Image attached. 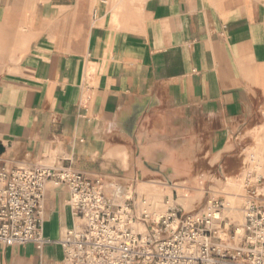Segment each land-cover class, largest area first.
Here are the masks:
<instances>
[{"label":"crops","instance_id":"crops-1","mask_svg":"<svg viewBox=\"0 0 264 264\" xmlns=\"http://www.w3.org/2000/svg\"><path fill=\"white\" fill-rule=\"evenodd\" d=\"M262 128L264 0H0L7 167H68L133 191L140 181L180 203L171 183L239 176L245 134ZM68 194L47 183L53 242L0 244V264H63Z\"/></svg>","mask_w":264,"mask_h":264},{"label":"built area","instance_id":"built-area-1","mask_svg":"<svg viewBox=\"0 0 264 264\" xmlns=\"http://www.w3.org/2000/svg\"><path fill=\"white\" fill-rule=\"evenodd\" d=\"M68 189L76 223L56 241L63 264H264V177H248L243 223L222 218L224 205L208 197L200 211L169 208L151 220L136 215L132 185L88 178L68 167L38 164L7 167L0 159V244L53 241L42 233L48 182ZM143 202V200H142ZM137 224L145 231L139 232Z\"/></svg>","mask_w":264,"mask_h":264},{"label":"rangeland","instance_id":"rangeland-1","mask_svg":"<svg viewBox=\"0 0 264 264\" xmlns=\"http://www.w3.org/2000/svg\"><path fill=\"white\" fill-rule=\"evenodd\" d=\"M245 135L250 137V140L252 142L251 145H255V146L252 147L251 145H245V146L242 145V149L240 150V152L243 155L245 161V167L243 169V172L239 176L236 177H229L227 175L220 176L217 175L214 171L208 173L206 176H203L200 180L193 181L191 183L179 182V181H174L173 183H171L172 186L170 185V187L176 191L177 195L178 192H181L195 196L194 200L190 202L189 208H185L183 205L178 203L176 194L172 196L173 198L177 199L176 202H173L171 201V198L168 195H163L161 198H159L160 194H157L154 191L153 194L155 193L154 195L159 199H157L154 204H150L149 192H141L138 190V184L140 183V181L136 182L135 189L133 191L136 194V202L137 201L139 202L140 200L146 201L145 208L148 209V211L152 214L160 215V214H164L165 210L169 206H175L179 209H182L184 212L200 211L204 206L208 197L209 198L216 197L224 205V209L222 210L221 213L222 218H225V221L231 223L233 226L239 227L243 223L242 206L244 202L243 196L245 195V181L248 177H252L254 179L260 176L264 177V150H263L264 148L260 149L261 152L259 153L253 152V150H257L256 147L257 138L264 137V129L262 128V130L254 134L247 132ZM248 143L249 142H246V144ZM230 178L231 179L240 178L239 179L241 180L240 190L228 189L226 187V180ZM156 182L168 184L169 187V183H167L163 179H161L160 181L157 180ZM160 186L162 185L160 184ZM263 186L264 183L261 185V187ZM206 193H208V197ZM231 195H234L233 198L235 204L232 203L231 199L229 198ZM228 205L229 207L227 208ZM152 214H150L151 220H153L151 216ZM136 215L138 216L137 208H136Z\"/></svg>","mask_w":264,"mask_h":264},{"label":"bare ground","instance_id":"bare-ground-1","mask_svg":"<svg viewBox=\"0 0 264 264\" xmlns=\"http://www.w3.org/2000/svg\"><path fill=\"white\" fill-rule=\"evenodd\" d=\"M240 178L238 179H228L226 180V187L228 189H233V190H240L241 189V180H239ZM243 179V178H242ZM245 181V180H244ZM152 187V186H151ZM140 188V187H139ZM155 188V186H154ZM165 190L159 188V187H156L155 188V192L157 194H165L164 192ZM179 193V202L185 207V208H189V204H188V201L186 198H183L181 197L180 195L182 194L181 192H178ZM143 196V195H142ZM234 195H231L229 198L231 199L232 203L235 204V201H234V198H233ZM238 196V195H236ZM157 198H155L154 196L152 195H149V201H150V204H154L156 202ZM148 201V200H147ZM172 201V200H171ZM135 203H136V208H137V214L138 216H140V214L142 212H146L148 215L152 214L148 211V209H146V201H143L140 200L139 202L137 201L136 202V197H135ZM175 206H169L166 210H165V213L164 214H160V215H156V214H152V218L153 220H157L161 215H165L167 213V210L169 208H174ZM229 207V205L227 206V208ZM137 230L139 232H143L145 231V227L142 225V224H137Z\"/></svg>","mask_w":264,"mask_h":264},{"label":"water","instance_id":"water-1","mask_svg":"<svg viewBox=\"0 0 264 264\" xmlns=\"http://www.w3.org/2000/svg\"><path fill=\"white\" fill-rule=\"evenodd\" d=\"M3 151H4V148H3V146H2V145H0V154H2V153H3Z\"/></svg>","mask_w":264,"mask_h":264}]
</instances>
